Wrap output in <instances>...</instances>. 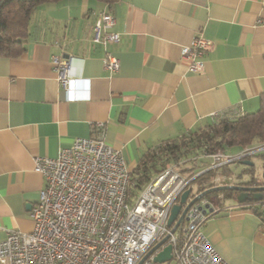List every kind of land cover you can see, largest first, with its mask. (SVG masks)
Here are the masks:
<instances>
[{"label": "crops", "instance_id": "crops-1", "mask_svg": "<svg viewBox=\"0 0 264 264\" xmlns=\"http://www.w3.org/2000/svg\"><path fill=\"white\" fill-rule=\"evenodd\" d=\"M40 5L47 12L35 9L26 51L0 56V242L9 230L33 229L30 211L45 185L35 157L57 156L96 124L104 123L106 142L132 168L146 150L204 126L215 112L234 117L260 106L264 0ZM102 10L111 11L120 34L108 45L119 59L114 72L93 40ZM196 35L213 41L202 72L181 56ZM59 54L70 57L66 87L53 63ZM203 231L229 263L264 264V225L249 202L227 203L223 194Z\"/></svg>", "mask_w": 264, "mask_h": 264}, {"label": "built area", "instance_id": "built-area-1", "mask_svg": "<svg viewBox=\"0 0 264 264\" xmlns=\"http://www.w3.org/2000/svg\"><path fill=\"white\" fill-rule=\"evenodd\" d=\"M114 24L111 11L102 10L93 25V40L105 51L103 65L112 72L120 65L108 48L120 39L112 30ZM212 48V40L196 35L181 48V56L189 61L192 71L202 72L203 56ZM69 59L60 54L53 57L65 87L70 82ZM219 116L232 117L226 112L211 115L213 119ZM262 149L264 143L246 146L233 156L217 149L210 153L204 150L196 157L211 158L212 168L249 158ZM35 165L45 185L30 211L33 229L7 232L0 242V264H171V260L172 264H231L203 231L206 220L220 208L223 194L214 199L201 197L172 230L176 220L171 226L167 224L171 208L193 177L188 178L177 164L170 165L129 201L130 168L122 149L106 142L103 122L94 126L91 135L63 147L57 156H36ZM222 178L214 180L221 184ZM195 195L191 191L187 202ZM165 236L166 241L144 258ZM167 245H171V258L155 261Z\"/></svg>", "mask_w": 264, "mask_h": 264}, {"label": "trees", "instance_id": "trees-1", "mask_svg": "<svg viewBox=\"0 0 264 264\" xmlns=\"http://www.w3.org/2000/svg\"><path fill=\"white\" fill-rule=\"evenodd\" d=\"M61 0H0V56H18L26 51V41L30 35L31 19L35 9L43 2ZM111 5L117 0H97ZM264 143V95L259 108L253 112L234 117H217L202 127L191 130L181 136L162 140L146 150L135 166L130 168L128 200L132 201L156 174L170 165L177 164L182 173L190 180L189 188L198 194L218 184L214 180L221 170H229L227 164L209 168L211 158L196 157L204 150L208 153L226 147L241 150L246 146ZM196 157V158H195ZM187 160L178 163L181 159ZM194 158V159H192ZM254 172L253 167L245 171ZM241 175V174H240ZM250 180L240 183L252 184L258 179L254 174ZM223 193L224 197H235V191L222 189L206 194V197ZM254 213L264 225V202H249Z\"/></svg>", "mask_w": 264, "mask_h": 264}, {"label": "water", "instance_id": "water-1", "mask_svg": "<svg viewBox=\"0 0 264 264\" xmlns=\"http://www.w3.org/2000/svg\"><path fill=\"white\" fill-rule=\"evenodd\" d=\"M64 57H69V55L64 54ZM239 162H242L244 164H248L250 166L255 165V163L253 161H251L250 159L240 160ZM262 171H263L262 177L264 179V164L262 167ZM222 189L241 190V193L238 196H235V200H237L238 203H245V202L252 201V200H255V201L261 200L263 198L261 191L264 190V186H258V185L247 186V185H240V184H233V183L232 184H229V183L228 184H218V185L207 188L204 191L196 194L191 200H189L187 202V198L191 192V189L188 188L181 194L179 202L175 203L172 206L169 217H168L167 224L169 226H171L173 224V222L176 220V223L172 227V230H174L180 223H182L184 221L185 214H186L188 208L192 204H194L197 200H199L201 197L205 196L206 194L213 192V191L222 190ZM250 190L257 191L258 193L254 194V196L252 198L248 199V192ZM186 202H187V204L185 205ZM184 205H185V207H184ZM167 238H168V236H165L162 240H160L157 244H155L151 248V250L144 256V258H146L150 253H152L162 243H164ZM170 258H171V245H167L164 247L163 250H161L159 253H157V255L155 256V261L163 262V261L170 259Z\"/></svg>", "mask_w": 264, "mask_h": 264}, {"label": "rangeland", "instance_id": "rangeland-1", "mask_svg": "<svg viewBox=\"0 0 264 264\" xmlns=\"http://www.w3.org/2000/svg\"><path fill=\"white\" fill-rule=\"evenodd\" d=\"M36 12H47V11H45L43 9L42 5H38V7L36 9ZM225 150H226V153H227L228 156H233L237 152L240 151L237 148H229V147H226ZM202 153L203 152H200L199 155L202 154ZM249 159L255 163L254 166H250V167H254V172L253 173L250 170L249 171H245V169L249 167L248 164H243V163H240L238 161H236V162L235 161H230L227 164L229 170L225 171V173H223L221 170L218 172L220 177H224L225 176V178H222L219 182H221V184H226V182L234 181L235 178L238 179L236 175H240V174H243V176L240 177L243 180H250L251 177L253 176L252 174H254V177H256V178L260 177L262 175V172H263L262 171V167H263V164H264V149L257 151L255 154L251 155L249 157ZM225 174H234V175L228 176V175H225ZM216 196L213 195V196H211V198L214 199ZM234 200L235 199L233 197H230V198L226 199V202L227 203H233ZM173 262H174L173 260L170 261L171 264Z\"/></svg>", "mask_w": 264, "mask_h": 264}, {"label": "flooded vegetation", "instance_id": "flooded-vegetation-1", "mask_svg": "<svg viewBox=\"0 0 264 264\" xmlns=\"http://www.w3.org/2000/svg\"><path fill=\"white\" fill-rule=\"evenodd\" d=\"M246 159H249V158H245V159H242V160H246ZM250 167V165H249ZM254 168V167H253ZM238 179L235 178L234 181H229V182H226V184H240V185H247V186H251V185H258V186H264V179L262 177V175L260 177H258V179H256L255 182H253L252 184H244V183H240L242 181H246V180H243L241 179L240 177L243 176V174L241 175H236ZM235 191V196H238L240 193H241V190H234ZM258 193L257 191H253V190H250L248 192V199L252 198L254 196V194ZM261 194L263 196V198L261 200H259V202H264V190L261 191ZM255 200H252V201H248V202H253Z\"/></svg>", "mask_w": 264, "mask_h": 264}]
</instances>
